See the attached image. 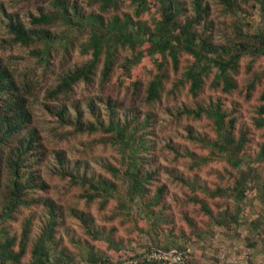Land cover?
I'll use <instances>...</instances> for the list:
<instances>
[{"label": "trees", "instance_id": "trees-1", "mask_svg": "<svg viewBox=\"0 0 264 264\" xmlns=\"http://www.w3.org/2000/svg\"><path fill=\"white\" fill-rule=\"evenodd\" d=\"M84 1L86 4L76 0L38 2L20 15L8 11V0H0V188L4 173L8 176L7 188L0 195V264H77L78 248L86 245L90 264L138 257L152 248L172 249L154 244L142 251L116 250L122 248L123 241L114 236L118 227L107 225L112 220H106L100 230L88 210L78 204L65 207L54 196L45 195L48 184L43 165L49 159L51 173L80 186V196L88 203L101 198L104 208L116 195L113 180L90 175L88 166L82 167L64 149L49 146L48 137H64L66 133H101L103 142L118 147L122 165L127 164L123 171L127 198L118 200L116 210L129 213L136 200L146 208V217L152 215L153 207L166 208L167 187L160 182L164 172L192 189L193 193L185 192L184 198L178 199L184 205H200L218 224L235 232L248 224L251 233L264 236V220L248 221L244 212V208H253L256 200L264 208V168L249 152L251 130L244 123L237 125V106L230 108L224 102L238 92L241 70L248 67L253 71L255 62L264 58V30L257 29L253 19L264 21V0ZM128 6L134 10H127ZM153 7L156 14L144 19ZM61 22L87 32L82 45L89 56L67 64L63 72L58 70L54 82L44 86L40 76L49 69L57 71L44 53L53 56L51 42L61 38L55 29ZM42 43H47L44 51ZM14 49L19 53H13ZM143 49L153 62L137 70L145 57ZM32 55L42 69L32 65ZM246 57L252 59L243 65ZM262 74L254 72L244 91L247 98L257 90ZM95 81L96 92L86 99L74 98L76 85ZM120 89L128 103L113 93ZM181 99V106L175 107ZM256 102L252 119L260 130L264 129V92ZM169 105H173L168 109L171 117L165 122L169 124H164L176 130L168 139L159 138L155 128L162 120L163 106ZM45 121V127L51 128L48 137L40 127ZM67 127L72 129L66 132ZM180 132L183 142L175 143ZM200 148L207 154L200 156ZM162 149L172 152L173 162L190 159V176L162 166ZM216 158H223L232 168L219 172L213 187L203 186L197 171ZM105 165L114 177L121 171ZM253 189L256 194L252 197ZM209 199L219 202L218 215L213 214ZM38 205H42L39 211L34 208ZM185 213L195 231V218ZM69 219H75L85 235L70 226ZM167 219L175 227L174 218ZM103 236L111 256L95 252L91 241ZM250 239L249 245L256 247ZM179 249L185 250V246Z\"/></svg>", "mask_w": 264, "mask_h": 264}, {"label": "rangeland", "instance_id": "rangeland-1", "mask_svg": "<svg viewBox=\"0 0 264 264\" xmlns=\"http://www.w3.org/2000/svg\"><path fill=\"white\" fill-rule=\"evenodd\" d=\"M8 1L10 4L8 5V11L14 12V14L20 13V15H23V11L25 8L27 9L30 4L37 5L38 2L41 4H46L48 2V0H38L33 3L29 0ZM76 1L86 4L84 0ZM153 9L154 7L152 10ZM127 10L133 11L134 8L132 6H128ZM152 14H156V12L154 10L152 13L146 12L143 15V18L150 20L152 18ZM253 19L255 21L256 28L264 30V21H262L260 17H253ZM55 29L56 33L60 35L61 38L55 42H51V51L53 56L52 54L47 56L45 53L44 56H46V59L49 57L53 60V67L57 71L52 72L51 69H49V72L45 74V76H40V83L44 86H47V84L56 80L58 70L59 72H63L67 68V64L79 62V60H85L89 56L88 52L82 45L87 40V32L85 30L72 27L64 22L59 23ZM41 48L43 51L44 49H47V43H42ZM143 51L145 52V57L143 62L137 64V70L142 68L141 66H147L153 62V57L149 56L146 52L147 49H143ZM12 52L19 53L15 49ZM30 57L34 60L32 61V65H36L39 69H42V65L39 64L40 61L36 62L37 58L33 55ZM251 59L252 58L250 57L244 58L242 64H248ZM253 69V71H249L250 69L246 67L241 70L240 74L237 75L239 82L238 92L232 97L225 99L224 102L230 108L237 106L235 111V113L239 115L237 125L240 126L244 123L246 124L244 126L251 130L252 133L250 135L248 146L249 152L254 154V162L264 168V129H257L254 126L252 119L254 114L253 109L255 108L254 106L257 104L256 99L260 93L262 94L264 92V58L255 62ZM254 72L263 73L262 81L258 83L259 86L253 96L251 98H247L244 91L247 88L249 81L254 77ZM97 90L98 81H95L93 84L80 82L75 86L73 96L74 98H85ZM113 93L122 98L125 103L129 102L128 98L124 97L125 91L123 89L114 90ZM85 99L82 100L83 104ZM182 100L183 99L178 101V104L174 106H181ZM172 106L173 105H169L168 107L163 106L164 108L161 111V114L163 115L162 120L157 123L156 128L154 127L155 133L158 134L159 138L166 137L168 139L170 135L174 134L173 131L176 130L174 126L165 125L169 124L165 122L171 117V112L169 113V110H171ZM46 123L47 121H45L43 126L40 127L42 128V133L46 134L48 137V133H50L51 128L45 127ZM71 129V127H67L66 132ZM69 134L70 133H66L64 137L56 136L51 139L48 137L50 140L49 146L64 149L66 151L65 154L69 155L73 158V160H79L82 167L88 166L87 170L90 175L95 173L98 177L103 176L113 180L116 183V195L110 199L109 203L104 208L101 205V198H96L88 203L86 198H81L80 196V186H73L70 182L64 180L59 175L51 173L50 159L43 165V177L48 184V192L45 193V195L54 196L58 200L59 204L63 203L65 207H67V205L69 206V204H78L79 207L88 210V212H91L96 217V222L99 224L98 229L100 230L106 220H112L111 223L106 224L108 226H117L118 231L114 236L116 239H121L123 241L122 248L115 247L116 250L118 249L126 252L136 249L137 251H142L149 247L152 248V245L154 244L159 246L168 245L171 248L178 249L181 246H185V250L188 251V254L191 257L190 264H264L263 233L260 234L257 231H253L251 233V231L248 230V224L240 225L235 232L226 225L218 224V222L214 219V216L207 214L200 205H193L192 203L184 205L183 202L178 199H183L185 192L193 193L192 189H189L187 186L177 182L172 176L164 174V172L160 174V182L166 184L167 187L165 195L166 200L164 201L166 208H161L159 206L153 207L151 209L152 215L146 217L144 215L147 214L145 212L146 208H143L144 206L140 203V200H136L133 205L134 208H130L129 213L124 212L121 208L116 210L117 206L120 205L118 200L125 201L127 198V185L123 182V171L125 170L127 164H125V166L122 165L118 147L103 142L101 140V133L96 135L80 134L75 136H71ZM179 135L180 136L176 138L175 143L183 142V137H181L182 133L180 132ZM163 143L166 142H161L160 144ZM49 151L52 154L55 153L52 149ZM171 153L172 152L168 149H162L161 152H159V161L162 166H167L169 169L175 168L179 172L186 173V176H190L189 174L191 173L189 171V166L191 164V160L180 158L178 161L173 162ZM197 153L200 156H204L207 154V151L200 148ZM107 163L120 168L121 171L118 176L114 177L112 175L113 173L105 165ZM242 166L246 167V164H243ZM225 168L230 169L232 166L229 165V163L223 158L214 159V161L209 163L207 166H203L199 171H197L200 182L203 186L211 185L213 187L217 182L218 173L223 171ZM7 178L8 176L4 173L3 185L0 188L1 196L4 193V189L7 188ZM227 185L228 182L225 183V186ZM153 188L156 189L157 187L154 186ZM199 193L203 194L204 189L199 190ZM255 194L256 191L253 189L252 192H250V196L253 197ZM210 202L213 214L218 215L220 210L218 209L219 206L216 205L219 204V202L216 200H210ZM249 202L250 200L248 199L245 201L248 205ZM41 206L42 205H38L34 208L39 211L40 208H42ZM252 206L253 208H244V212H247V220H255L256 218L264 220V208L261 201L256 200ZM124 209L125 211L127 210L126 208ZM231 210L233 211V208H231ZM185 212H189V214L195 218L198 225V228L195 231L188 225L189 221ZM168 217L174 218L175 227L168 222ZM68 224L79 230L81 235H85L82 228L77 225L75 219H69ZM233 226L236 225L234 224ZM105 231L107 230L105 229L104 232ZM188 234H190V236ZM249 238H252L250 240H253L257 244L256 247L249 245ZM102 240L91 241L95 246V252L111 256L112 250L107 246V240L104 236L102 237ZM251 247L259 249L260 251H256ZM253 250L255 252H253L252 257L251 252ZM89 251L88 245L80 246L78 248L76 259V261H78L77 264H90L87 260Z\"/></svg>", "mask_w": 264, "mask_h": 264}, {"label": "built area", "instance_id": "built-area-1", "mask_svg": "<svg viewBox=\"0 0 264 264\" xmlns=\"http://www.w3.org/2000/svg\"><path fill=\"white\" fill-rule=\"evenodd\" d=\"M188 257L189 254L186 250L152 248L138 257L106 264H189Z\"/></svg>", "mask_w": 264, "mask_h": 264}]
</instances>
